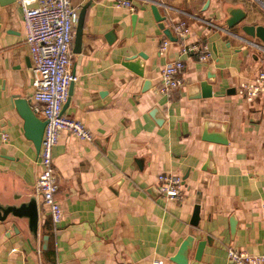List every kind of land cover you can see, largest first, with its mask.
Segmentation results:
<instances>
[{"label":"crops","instance_id":"obj_1","mask_svg":"<svg viewBox=\"0 0 264 264\" xmlns=\"http://www.w3.org/2000/svg\"><path fill=\"white\" fill-rule=\"evenodd\" d=\"M118 1L72 0L78 14L89 4L81 47L75 51V36L71 47L77 78L63 112L83 121L94 138L62 130L53 148L63 210L55 230L34 192L39 153L14 105L15 96L33 105L22 10L17 0H0V264H179L172 257L191 233L187 264H236L229 246L264 253V94L249 100L238 91L264 69V54L247 42L261 40L241 29L264 24L261 2L130 0L132 10ZM153 3L177 38L164 51L168 37ZM229 7L246 11L231 29ZM179 20L190 25L184 38L172 30ZM193 42L207 43L211 57H184L182 84L161 92L162 67L180 44ZM140 52L146 58L135 60L143 76L124 64ZM203 82L210 96L200 95ZM154 107L160 124L150 115ZM205 127L228 142L203 139ZM160 173L180 175L182 192L159 193ZM207 237L196 258L197 241Z\"/></svg>","mask_w":264,"mask_h":264},{"label":"built area","instance_id":"obj_2","mask_svg":"<svg viewBox=\"0 0 264 264\" xmlns=\"http://www.w3.org/2000/svg\"><path fill=\"white\" fill-rule=\"evenodd\" d=\"M21 7L26 32V42L32 60L33 111L46 120L39 152L40 173L34 185L35 195L48 207L53 228L57 229L63 210L57 199L59 188L55 171L53 148L62 130H67L80 139L92 141L93 132L81 120L63 112L69 97L70 85L77 76L71 71V47L78 20V9L72 0H17ZM264 10V0H259ZM118 4L134 10L130 0H119ZM210 25H217L207 21ZM172 30L184 38L190 33V25L185 20L172 23ZM248 44L259 54H264V42L248 40ZM172 41L163 39L160 49H168ZM179 54L168 60L160 74V91L168 93L182 84L184 57L197 55L200 61L211 57V50L205 42L179 45ZM239 93L252 100L264 94V69L239 87ZM6 134H2L5 138ZM159 193L167 196L179 195L184 187L183 178L173 173H160L157 176ZM228 257L236 264H264V253L248 251L229 246ZM161 263V261H157Z\"/></svg>","mask_w":264,"mask_h":264},{"label":"water","instance_id":"obj_3","mask_svg":"<svg viewBox=\"0 0 264 264\" xmlns=\"http://www.w3.org/2000/svg\"><path fill=\"white\" fill-rule=\"evenodd\" d=\"M88 4L89 3L83 5L78 15V20H77V24L75 28V40H74L75 51H78L79 48L81 47V38H82V33H83L85 10ZM151 10L154 15V18L160 23V27L163 29L165 35L171 40H177V38L173 35L171 28L166 27L165 24L162 22L165 17L161 15L156 3H153L151 5ZM228 13H229V16L225 20V23L228 29L235 27L237 24L242 22L246 17V11L242 9L241 7H229ZM241 29L247 35H250L255 38H259L262 42H264V24H260L257 22L244 23L243 25H241ZM137 56L146 58V54L143 52H140L136 55L128 56L125 59L124 64L127 67H129L131 70H133L135 73H137L138 75L143 76L144 75L143 70L141 66L139 65V62L135 60ZM147 85H149V79H146L144 81L143 90L148 89ZM71 86H72V83L70 85L69 94L71 93ZM211 94H212L211 85L207 82H203L202 91L200 95L210 96ZM67 103H68V100L66 101L63 108L66 107ZM14 105L17 111L19 112V114L21 115V117L23 118V128L25 131V135L33 141L35 149L39 153L46 120L38 116L33 111L31 100L27 97L15 96ZM156 112H157V107H154L150 111V115L155 118ZM156 122L160 124L162 122V119H156ZM203 139L216 142V143H227L228 142L226 136L222 132L209 131L207 127H205V130L203 132ZM198 209L199 207L196 206L194 210L193 219H192V223L194 224H196L198 221V217H199ZM195 238H196L195 235H193L192 233L189 234L184 239V241L181 243L178 252L172 257V260H174L175 262L179 264H187L188 255H189V252L193 248ZM207 241L208 242L210 241L209 237L205 239H200L199 241H197L196 251H195L196 258H199L201 256V253Z\"/></svg>","mask_w":264,"mask_h":264}]
</instances>
